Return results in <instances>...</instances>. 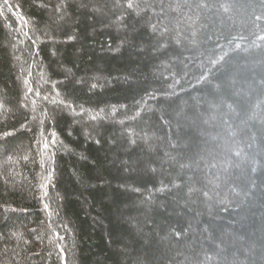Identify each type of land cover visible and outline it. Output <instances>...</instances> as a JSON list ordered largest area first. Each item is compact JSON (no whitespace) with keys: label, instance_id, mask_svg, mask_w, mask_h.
Segmentation results:
<instances>
[{"label":"trees","instance_id":"obj_1","mask_svg":"<svg viewBox=\"0 0 264 264\" xmlns=\"http://www.w3.org/2000/svg\"><path fill=\"white\" fill-rule=\"evenodd\" d=\"M3 6L0 264H264V0Z\"/></svg>","mask_w":264,"mask_h":264},{"label":"rangeland","instance_id":"obj_2","mask_svg":"<svg viewBox=\"0 0 264 264\" xmlns=\"http://www.w3.org/2000/svg\"><path fill=\"white\" fill-rule=\"evenodd\" d=\"M2 13H5L7 16L9 15V16H12L13 17V15H12V13H10V11H9V8H6V7H0V16L2 17ZM258 15L261 17V18H264V12H262V13H258ZM10 32H11V34L12 35H14V34H18V31L16 32V31H13L12 29L10 30ZM21 32V34H22V36H21V38L19 39V40H17V42L18 43H20L24 38H26L27 37V34L26 33H24L23 34V32L22 31H20ZM19 32V33H20ZM28 38V37H27ZM15 51V49H14V47H13V52ZM18 69V73H19V75L21 76H24L25 74H26V70H24L23 68H21V67H18L17 68ZM30 74L32 75V72H30ZM29 76V75H28ZM22 78V77H21ZM22 81V80H21ZM39 97L38 96H36V95H34V99H33V101H34V103H35V105H32V103H28L27 105H28V107H29V109H33V111H36V109H37V107H38V105L40 104V101H42V102H47V103H52V102H49L48 100H46V99H44V100H40L39 101ZM37 104V105H36ZM23 107V106H22Z\"/></svg>","mask_w":264,"mask_h":264}]
</instances>
